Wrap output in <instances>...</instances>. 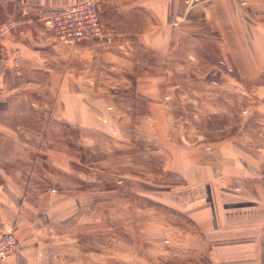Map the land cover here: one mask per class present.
<instances>
[{
  "label": "rangeland",
  "instance_id": "rangeland-1",
  "mask_svg": "<svg viewBox=\"0 0 264 264\" xmlns=\"http://www.w3.org/2000/svg\"><path fill=\"white\" fill-rule=\"evenodd\" d=\"M178 2L172 40H162L156 56L146 44L120 43L121 50L136 46L134 56L117 59L131 70L127 77L160 83L156 104L147 93L151 86L144 88L138 109L131 102L113 103L111 120L99 118L106 129L82 130L80 152L71 138L57 139L65 143L58 151L78 160L75 173L70 162L51 181L31 159L17 161L24 216L12 214L13 227L34 223L69 230L72 251L71 246L58 251L68 250L65 257L74 264H208L204 231L184 211L193 185L179 182L187 179L179 173L193 168L195 179L197 167L208 163L219 170L216 179H264V64L258 68L264 49L250 39L252 15L245 0L233 11L229 0L222 1V31L216 0ZM235 13L241 29L232 32ZM36 14L26 25L37 35ZM258 18L264 21V15ZM15 235L14 256L21 239Z\"/></svg>",
  "mask_w": 264,
  "mask_h": 264
},
{
  "label": "crops",
  "instance_id": "crops-1",
  "mask_svg": "<svg viewBox=\"0 0 264 264\" xmlns=\"http://www.w3.org/2000/svg\"><path fill=\"white\" fill-rule=\"evenodd\" d=\"M82 1L85 0H0V24L8 19L18 22L13 37H7L5 43L19 47L21 52L17 73L3 64L0 52V183L3 186L0 231L13 224V215L21 219L24 216L23 208L18 207V194H22L23 188L20 191L22 178L19 179L17 161L31 159V164L41 170L42 178L51 181L59 179L57 171L63 173L70 168V162L75 173L78 160L69 159L61 148L58 151V144L65 145V138L70 143L71 138L72 148L75 150L77 144L80 152L82 130L104 127L106 123L99 118L111 120L109 107L113 103L131 102L138 109L144 103V88L150 86L147 93L152 95L148 94L153 105L160 97L158 81L129 79L131 70L117 59L134 56L136 46L121 50L123 41L153 47L154 56L160 53L162 40H172L171 27L178 21L182 7L178 0H99L104 40L81 42L73 51L40 45L36 34L26 25L28 18L36 13ZM222 1L214 3L220 16L216 22L220 31L225 23ZM229 1L232 11L239 6L238 0ZM244 3L254 18H250V39L256 43L258 40L264 49V21L258 18L264 15V0ZM232 24V32L240 31L241 19L236 13ZM165 26L169 29L167 32L162 31ZM262 64L263 58H260L258 68ZM123 111L120 110L121 115ZM60 138L64 142H57ZM261 166V163L254 164L256 169ZM214 167L208 163L200 170L197 167L199 175L195 179L193 168L179 173L187 178L179 182L193 185L188 199L191 204L184 211L204 231L207 263L264 264V179H216L215 173L218 175L219 170L216 172ZM231 183L237 186H229ZM47 226L34 223L14 226L15 233L21 237L20 247L7 264H61L64 258L67 261L65 256L69 251L59 252L58 248L72 247V251L74 238L69 230ZM45 228H50L51 235L48 230L44 232ZM52 231H56L58 239L51 237ZM23 236L31 239L22 240ZM75 246L79 247L77 243ZM67 263L74 264L70 260Z\"/></svg>",
  "mask_w": 264,
  "mask_h": 264
},
{
  "label": "built area",
  "instance_id": "built-area-1",
  "mask_svg": "<svg viewBox=\"0 0 264 264\" xmlns=\"http://www.w3.org/2000/svg\"><path fill=\"white\" fill-rule=\"evenodd\" d=\"M99 0H85L36 14L37 40L40 45L53 50L74 48L81 42L101 41L105 31L98 12ZM27 22H31L29 19ZM18 22L8 19L0 24V52L3 64L14 72L19 70L20 49L5 43L13 37ZM21 33V32H20ZM3 186L0 183V193ZM19 246L12 224L0 231V264H6Z\"/></svg>",
  "mask_w": 264,
  "mask_h": 264
}]
</instances>
